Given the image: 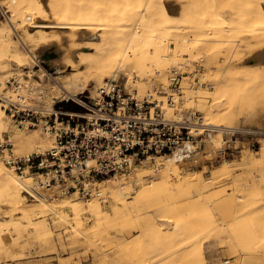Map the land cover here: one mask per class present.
Masks as SVG:
<instances>
[{
	"label": "bare ground",
	"instance_id": "1",
	"mask_svg": "<svg viewBox=\"0 0 264 264\" xmlns=\"http://www.w3.org/2000/svg\"><path fill=\"white\" fill-rule=\"evenodd\" d=\"M179 1L181 3L177 4L172 0H0V11L9 12L6 20L0 19V52L6 54L18 65L24 64L28 57L34 59L36 55L45 56L43 57L45 62L65 75L61 82L57 79L54 81L58 89L68 93L80 92L86 88L89 81L99 83L112 73L117 74L119 70H123L127 75L128 82L132 77V72L145 74L152 65L157 68L154 70H159L165 60H168L174 67H183L188 65V60L196 59V55L202 52L209 66L215 64L219 67L227 62L240 61L239 66H229L222 78L217 79V87L209 92L211 99L205 111L213 120H207L208 123L229 126V121L227 122L226 119L232 118V110L235 106L241 113H250L258 104L260 108H264V0ZM13 23L25 26L23 37L19 39L24 45L27 42L32 44L37 54H33L27 47V51L24 50L26 55L18 53L19 47L17 46L19 45L16 41H11L13 36H10L12 31L10 27ZM71 39L76 41L75 45H69ZM220 48L224 50L221 64L217 60ZM66 49L69 50L70 56L64 60L62 56ZM220 52L222 54V51ZM33 59L34 62L35 59ZM76 65L86 66L84 74H76L73 72L75 70H69L74 69ZM232 79L240 83L261 84L259 99L250 105L251 107L244 105L245 98H248L244 97L245 92L237 103L231 101L230 88L232 85L229 81ZM77 88V91H72ZM248 108L252 110L245 112ZM247 128L251 132L257 130L255 125ZM209 138L210 136L207 139ZM13 139L25 147L41 148L50 144L49 138L40 136L35 131L18 133L13 136ZM16 142L14 143L17 144ZM17 147H20L19 144ZM186 147L189 149L186 154L179 153L165 159L167 168L162 173L160 172L161 179L157 183L141 182V187L135 189L131 197L125 196L130 190L127 186L129 184L127 178H124L127 182H118L110 178L111 197L114 201L111 207L113 208L111 209L112 214L103 210L99 200L89 201L90 198L85 203H81L80 200L79 203L72 198V200L64 198L57 203L48 202L44 195L50 191L59 197L62 195L60 186L46 188L35 181L30 182L29 176L15 173L0 158V206L7 205L10 213L20 212L19 217L21 218H18V221L22 218L30 221L31 212L38 216L53 213L63 221H71L78 229L82 225V215L88 213L94 219L95 224L92 229L81 230L82 236L86 237L103 232L105 229L109 232L108 225H120L122 221L125 222L124 219L133 221L139 216L138 209L141 202L155 194L157 196L165 194L170 197L173 194L183 196L185 190L190 188L198 196L192 204L185 200H178L176 196L173 199L164 197V201L159 205L167 208L173 205L180 211L193 210V208L203 206L206 202L209 203L207 197L200 198L204 189L232 179L235 176L233 170L238 164L223 163L220 159L214 161L217 155L212 142H206L205 146L197 150H192L191 145ZM241 161V163H252L251 165L261 170L264 167V141L257 150L243 157ZM206 164H213L215 170L210 177L203 178L201 169H204ZM185 166H192L191 172L180 176L181 178L178 176V181L176 182L175 179L173 182L171 176L179 175V169ZM138 179L136 182H140ZM257 187L258 185L253 187L254 192L257 191ZM27 197L38 200L35 207H24V199ZM64 209H68L71 214L67 211L62 212ZM149 219L150 223L171 221L165 214H153L149 216ZM44 221L37 226L45 227ZM17 222L16 224L12 222L17 226L16 228L19 227ZM156 225L154 226L157 227ZM158 227H160L159 223ZM111 232L113 236L119 237L121 243H124L127 232L122 235V229H117V227H113ZM154 234L159 236L160 232L159 234L154 232ZM178 249L180 245L176 242L167 247L166 253H174ZM193 251L188 253L191 254ZM188 253L186 255H189ZM200 257H203V254ZM193 262L196 264V259ZM134 264H147V262L146 259H140Z\"/></svg>",
	"mask_w": 264,
	"mask_h": 264
},
{
	"label": "rangeland",
	"instance_id": "2",
	"mask_svg": "<svg viewBox=\"0 0 264 264\" xmlns=\"http://www.w3.org/2000/svg\"><path fill=\"white\" fill-rule=\"evenodd\" d=\"M172 2L177 4L181 3L179 0H172ZM8 14V11L3 12L1 10L0 19L6 20ZM27 22H29V19H27ZM24 28V25L13 23V26L11 25L10 27V30H12L10 36H13L11 37V41H16L17 45H19L17 46V48L19 47V54H25L27 48L35 54L36 52L32 44H28L27 42V44L24 45L19 39V37H23ZM70 44L75 45L76 41L71 39L69 40V45ZM21 50L23 51L21 52ZM24 50L26 51L24 52ZM220 51H222V54ZM223 54L224 50L223 48H220L217 54L219 64L222 63ZM69 56V50L66 49L62 58L66 60ZM196 56V59L188 60V65L179 68L188 72H191L194 69L199 70L200 73H197L196 75L203 78L201 81L208 80L213 84V86L207 87L204 84L195 83L191 76L182 77L179 81L186 95L191 97L189 104L196 105V107L204 113L205 119L211 121L213 118L207 115V112L205 111V107L206 105L208 106L210 103L209 100L211 99L209 92L213 91L217 87V79L222 78L225 70L229 68V66H239L240 61L236 60L234 61L235 63L227 62L226 64H221V66L217 67L215 64H211L210 66L207 65L206 56L202 52ZM35 57L40 61L39 64H34L35 60L32 57H28L29 60H26L27 63L25 62L22 65H18L15 61L9 59L6 54L0 52V91H6L7 93L12 94L7 91L8 84L5 81L9 78L12 80V78L15 77L19 79L21 83L37 85L40 89L41 95L37 93L36 97L46 104H50L55 97L68 94L67 91L58 89L54 81V79H57L61 82L64 80L65 75L61 74L59 70L45 62L43 60V57L45 56L36 55ZM182 59L184 58L182 57ZM152 66L145 74L132 72V77L127 82V85L129 87L137 88L140 92L145 91L154 83L158 81H165L166 71L168 68H177L172 66L168 60L163 62L159 70H154L157 68ZM43 67L47 69L46 72L43 71ZM85 69V65H76L74 66V69L69 70H75L73 72L76 74H84ZM110 78H118L119 81L124 82L127 75L123 72V70H119L117 74L112 73L99 83L89 81L86 84V88L82 90L83 93L88 94L90 90L94 91L98 85ZM229 82H231L232 85L230 88L232 102L237 103L240 100L241 95L243 96L244 92V97H248L245 98V106L248 105V107H251L250 105L254 104L259 99L261 87L260 83H240L238 80L234 79ZM77 90L78 88L72 91L75 92ZM68 101H70V99H63L61 102L67 103ZM256 107H254V110L251 108H248L247 110L245 109V112L252 110L250 113H241L239 112V108L235 106L232 110V118H229L230 116L227 117L229 119H226V121L228 120L229 122H227L230 125L242 127L255 125L257 126V130L251 134L245 132L241 135L242 149L238 155L229 159L221 160L223 163H237L239 167L238 165H235V169L233 170V174H235V176L232 177V179L222 181L212 187L204 189L200 198L207 197L209 199V203L206 202V205L203 204V206L197 208H193L191 206L193 210H182L184 213L173 205L168 208L161 207L159 205L164 201V197L173 199L176 196L178 200H185L187 203L192 204L198 196L190 188L185 190V196L184 194L183 196L182 194L181 196L179 194H173L170 197V195L163 194L157 196L155 194L152 197H148L149 199H144L141 202L138 209L139 216L133 221H131V219H124L125 222L122 221L120 225H108L110 230L109 232L105 229L103 232L95 233L90 237L82 236V233H80L81 230L86 231L94 227L95 221L88 213H84L82 215V225L78 229L74 227V224L71 221H63L53 213H46L43 216H38L31 212L30 221L25 218L19 219L18 221V218H21L19 217L20 212L15 211L10 213L8 212L9 207L7 205H1L0 227L3 230L0 228V264H134L140 259H146L147 264H187V260L189 262L188 264H195V262H193L195 259L196 264H264V167L260 170L257 166L255 167L254 165H251L252 163H241L243 157H247L248 154L257 150L261 145V142L264 141V108H260V104ZM0 110L1 131L9 128V120L4 114L1 104ZM242 114L245 115L243 116ZM33 131L37 132L40 136L49 138L50 140V137L39 128H35V130L34 128H15L13 129V136L21 132L30 133ZM14 142L16 141L14 140ZM206 142L213 143V137L210 136ZM18 144L20 147H17ZM32 147L34 149V146ZM32 147H25L20 143L15 144V149L18 152L30 151L32 150L30 149ZM161 163L163 165L161 164L159 169L156 171L152 169L150 163H147L144 166L138 167V169L134 173L130 174V176H117L113 177V179L116 181L118 180V182H127V180H129V184L127 186H129L130 190L125 196L131 197L134 190L141 187V182H147L146 184L149 182L157 183L161 179L159 175L167 168V161H165V158L162 159ZM246 164L249 165L246 166ZM213 166V164H206L203 167L204 169H201L203 178L210 177L213 170H215ZM8 168L10 169V167ZM191 168L192 166L180 168L181 170L179 169V175H173L171 176V179L173 182H175L174 180L176 179L177 182L180 176L182 177L189 174L191 172ZM245 168L249 169L246 170ZM250 170L251 172H249ZM169 171H171L170 168ZM124 178H127V180ZM137 179L140 182H136ZM29 180H31L30 182L34 181L31 177ZM109 185L110 179H106L100 184L104 199H100L98 197L83 199L76 197L75 195L66 194H62L58 197L53 193L45 194L44 197L46 201L51 203L60 202L64 198H72L79 203L80 201L81 203H85L88 199L89 201L99 200L98 202L101 207H103V210L105 212L107 211L106 213L108 214H112L111 209L113 208L111 207L113 206L114 201L111 197V185ZM255 185H258V189L255 188L257 191L254 192L253 187ZM189 194L190 196H188ZM53 195L55 197H53ZM24 200L25 208L35 207L38 203V200L33 199L32 197H27ZM64 210L62 212L67 211V213L71 214L68 209ZM153 214H165V216L171 219V221H157L160 226L158 227L157 222H152L153 224L149 222V216ZM193 214L196 217L193 216ZM41 219L42 221L45 220L44 222L46 223V226L43 228H39L37 226L40 222H42ZM9 220L11 223L13 222L16 224L17 222L19 227L16 228L17 226L13 223L12 225L9 222L11 224L10 226L8 223ZM2 221L4 226L2 225ZM113 227L122 229V235H125L127 232L124 243H121L118 236H113V232H111ZM154 232H158V234L160 232L159 236H156ZM176 242L180 245V249L174 253H166L167 247ZM190 251L193 252L189 254ZM187 253L189 255H186ZM200 254H203V257H200ZM164 258L166 259L164 260ZM201 258L203 259L200 260Z\"/></svg>",
	"mask_w": 264,
	"mask_h": 264
},
{
	"label": "built area",
	"instance_id": "3",
	"mask_svg": "<svg viewBox=\"0 0 264 264\" xmlns=\"http://www.w3.org/2000/svg\"><path fill=\"white\" fill-rule=\"evenodd\" d=\"M197 73L168 68L165 81L142 92L129 87L127 78L124 82L110 78L88 94H63L50 104L36 97L41 95L37 85L9 78L5 82L12 94L0 91L1 108L9 120V128L0 131L1 159L46 188L58 185L62 194L104 199L100 186L104 180L130 175L147 163L156 171L162 159L186 154L187 145L200 149L209 136L217 155L214 161L235 157L242 149L241 135L255 131L208 123L202 110L189 104L191 97L179 81L191 76L195 83L213 86ZM63 99L79 109L58 106ZM15 128H39L50 137V144L18 152Z\"/></svg>",
	"mask_w": 264,
	"mask_h": 264
},
{
	"label": "trees",
	"instance_id": "4",
	"mask_svg": "<svg viewBox=\"0 0 264 264\" xmlns=\"http://www.w3.org/2000/svg\"><path fill=\"white\" fill-rule=\"evenodd\" d=\"M57 105L65 109H71V110L79 109V107L72 100L68 101L67 103L59 102Z\"/></svg>",
	"mask_w": 264,
	"mask_h": 264
}]
</instances>
